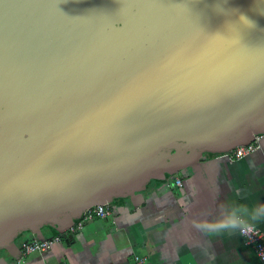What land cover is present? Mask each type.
<instances>
[{
    "label": "water",
    "instance_id": "obj_1",
    "mask_svg": "<svg viewBox=\"0 0 264 264\" xmlns=\"http://www.w3.org/2000/svg\"><path fill=\"white\" fill-rule=\"evenodd\" d=\"M262 133L264 0H0V250Z\"/></svg>",
    "mask_w": 264,
    "mask_h": 264
},
{
    "label": "crops",
    "instance_id": "obj_2",
    "mask_svg": "<svg viewBox=\"0 0 264 264\" xmlns=\"http://www.w3.org/2000/svg\"><path fill=\"white\" fill-rule=\"evenodd\" d=\"M257 136L258 148L238 160L223 156L228 149L182 157L173 175L148 181L132 200L113 198L110 216L92 218L73 233L59 225L40 227L38 238L21 231L12 247L0 250V264H15L21 243L55 235L58 243L21 257V264H133V256L145 264H264L238 234L210 240L191 225L194 218L214 214L226 199L264 202V133ZM259 231L264 233V225Z\"/></svg>",
    "mask_w": 264,
    "mask_h": 264
},
{
    "label": "clouds",
    "instance_id": "obj_3",
    "mask_svg": "<svg viewBox=\"0 0 264 264\" xmlns=\"http://www.w3.org/2000/svg\"><path fill=\"white\" fill-rule=\"evenodd\" d=\"M181 206L185 207L182 201ZM185 211L189 209L185 207ZM191 225L210 240L231 234L251 238L264 225V202L226 199L217 206L214 214L194 218Z\"/></svg>",
    "mask_w": 264,
    "mask_h": 264
},
{
    "label": "built area",
    "instance_id": "obj_4",
    "mask_svg": "<svg viewBox=\"0 0 264 264\" xmlns=\"http://www.w3.org/2000/svg\"><path fill=\"white\" fill-rule=\"evenodd\" d=\"M260 136H252V139L247 144L237 145L233 148L228 149L223 156L228 160H238L243 158L258 148V141ZM175 184L179 185V180H175ZM111 210L107 204L90 206L80 212L78 220L74 225L69 226L64 230L65 233H73L80 230L83 223L91 220L92 218L102 219L110 216ZM241 237V236H240ZM245 243L252 245L253 251L257 260L260 263H264V233L258 231V233L251 238L242 237ZM60 241V236L55 235L49 240H33L30 242H23L20 244V255L16 260L15 264H21V257L32 254V253H44L50 249V247ZM133 264H145L144 258L133 256Z\"/></svg>",
    "mask_w": 264,
    "mask_h": 264
},
{
    "label": "rangeland",
    "instance_id": "obj_5",
    "mask_svg": "<svg viewBox=\"0 0 264 264\" xmlns=\"http://www.w3.org/2000/svg\"><path fill=\"white\" fill-rule=\"evenodd\" d=\"M215 154H219V152H216Z\"/></svg>",
    "mask_w": 264,
    "mask_h": 264
},
{
    "label": "trees",
    "instance_id": "obj_6",
    "mask_svg": "<svg viewBox=\"0 0 264 264\" xmlns=\"http://www.w3.org/2000/svg\"><path fill=\"white\" fill-rule=\"evenodd\" d=\"M124 197H127V196H124Z\"/></svg>",
    "mask_w": 264,
    "mask_h": 264
}]
</instances>
